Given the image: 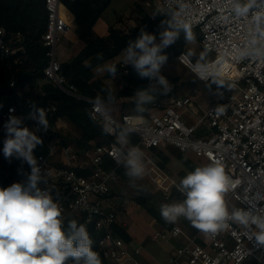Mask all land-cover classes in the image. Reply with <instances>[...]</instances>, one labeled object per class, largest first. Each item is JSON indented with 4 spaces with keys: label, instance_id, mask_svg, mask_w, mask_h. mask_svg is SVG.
Masks as SVG:
<instances>
[{
    "label": "built area",
    "instance_id": "obj_1",
    "mask_svg": "<svg viewBox=\"0 0 264 264\" xmlns=\"http://www.w3.org/2000/svg\"><path fill=\"white\" fill-rule=\"evenodd\" d=\"M182 3L185 14L180 18L199 32L202 47L215 54V58L207 63L213 68L216 64H227L233 70L229 78L213 70L225 85L202 114L194 107L193 94L173 97L167 103L154 101L156 111L142 119L111 111L119 124L129 123L136 129L132 134L139 141L132 143L129 140V144L123 146L115 135H109L116 141L110 145L92 143L84 150L63 143L59 119L55 123L49 121L55 107L45 108L49 123L47 131L35 120H27L29 129L41 137L43 144L40 146L46 150L38 154L34 149L38 165L42 173L47 169L52 173L47 185L39 186L42 190L47 189L59 202L65 219L72 214L84 217L87 224L101 232L99 250L113 264H143L137 260L140 248L115 234L118 210L107 201L112 185L117 181L116 169L122 164L117 160H122L121 154L133 146H138L144 154L143 178L167 198L178 192L176 185L180 181L161 167L156 149L174 147L182 153L191 151L209 163L214 159L222 160L235 185L226 196L230 211L233 205L253 214L264 209V56L237 58L238 50L245 49L252 39L255 25L251 19L259 9H251L247 17H236L231 0H182ZM161 4L165 7V0ZM45 9L47 30L41 37V44L47 49L45 80L62 92L90 103L92 99L82 95L63 73L58 56L60 42L76 28L75 16L62 0H45ZM180 56L187 54L183 52ZM9 60L18 67L25 64L26 37L22 32L0 27V64ZM180 61L186 65L183 59ZM10 88L13 93L8 96L0 130H5L10 116L17 117L20 104L26 106L31 101L27 97L33 89L31 84L20 83L14 78ZM219 108L224 111H218ZM180 110H192L195 122L185 121ZM109 161L115 165L112 171L107 169ZM30 172L31 169L9 183L1 181L0 188L26 182ZM168 233L183 241L169 256L168 264H264V246H258L254 238L249 240L245 229L231 222L226 230L215 236L199 230L192 235L174 224L170 229L156 232L152 239H166Z\"/></svg>",
    "mask_w": 264,
    "mask_h": 264
},
{
    "label": "clouds",
    "instance_id": "obj_2",
    "mask_svg": "<svg viewBox=\"0 0 264 264\" xmlns=\"http://www.w3.org/2000/svg\"><path fill=\"white\" fill-rule=\"evenodd\" d=\"M231 4L236 17H247L251 9H259L251 19L255 25L252 39L245 49L238 50L237 58L264 56V0H246L244 3L231 0ZM183 14L185 5L182 0H165V7L157 8L152 14L153 18L157 15L165 17L161 25L166 27L159 33V42L154 34L141 29L140 36L129 41L123 50V65H131L140 78L150 81L147 88L135 92L134 111L138 114L147 111L145 106L152 104L157 94L167 95L172 90L168 79L161 74V68L168 60L164 50L174 44L181 33L187 43L196 40L191 24L180 18ZM193 55L189 51L187 56L179 57L191 73L202 81L225 85L217 79L213 66L205 62L207 50L194 63L189 59ZM85 65L91 67L88 62ZM103 70L114 78L118 68L116 64L106 63ZM116 100L114 88L101 89L90 101L92 109L88 115L104 135H115L117 142L126 146L136 129L129 123L119 124L114 120L111 106ZM32 109L29 118L47 131L49 123L45 108H36L33 103ZM217 110L224 111L223 108ZM4 128L6 139L2 151L5 159L26 162L31 172L26 182L0 188V264H102L99 253L93 250V240L86 226L76 220L65 223L59 202L47 189L42 190L39 186L47 185L52 175L48 169L42 173L34 156V149L43 144L41 137L24 126L22 117L10 116ZM121 155L122 160L118 159L117 163L123 164L130 185L136 187V180L145 175L144 154L138 146H133ZM225 168L222 160L214 159L189 171L176 185L184 199L162 204L161 217L166 223H175L184 217L194 228L209 236L226 230L231 222L243 227L249 240L254 238L258 246H264V209L253 214L233 205L229 210L226 194L235 185Z\"/></svg>",
    "mask_w": 264,
    "mask_h": 264
},
{
    "label": "trees",
    "instance_id": "obj_3",
    "mask_svg": "<svg viewBox=\"0 0 264 264\" xmlns=\"http://www.w3.org/2000/svg\"><path fill=\"white\" fill-rule=\"evenodd\" d=\"M62 2L74 14L76 21V33L80 41L84 42L83 49L69 62L62 61V71L73 82L82 95L93 99L101 89L109 88L103 80L96 79L94 70L106 62L115 59L123 53L129 41H135L141 33V29L154 34L156 40L161 32L163 26L161 21L165 19L164 16L158 15L156 17L146 16L144 22L138 26L131 28L128 32H123L115 27H110L107 36H95L94 26L102 18L104 13L108 10L112 0H62ZM47 14L45 9V0H0V27L6 28L8 31L22 32L26 37L27 60L23 66H16L12 60L7 61L4 65L0 64V124L2 115L4 113L7 102L5 98L13 93L10 88V82L16 78L20 83H29L33 90H36L34 100H31L28 105L21 106V116L28 120L29 113L33 111L32 105L36 108L55 107L56 110L49 117V121L55 123L58 119L67 121L79 133L76 140V146L80 150L91 147L92 143L98 145H110L116 139L109 135H104L98 124H94L89 118L88 112L91 111V104L85 100H78L45 80L44 68L47 64L46 52L47 49L41 44V37L47 30ZM196 31V30H192ZM188 43L184 39V34H180V38L170 47L164 50V54L168 59L174 56H179L185 51ZM196 60H194L195 62ZM85 62H88L91 67H87ZM193 62V63H194ZM118 67V66H117ZM124 76L126 82V89L123 88L116 93L117 99L123 96H130L126 90L132 88L134 91L138 89L147 88L150 81L147 78H140L130 65L126 68ZM230 73L228 72V75ZM44 82V84H41ZM135 100V99H134ZM134 100L130 102L121 103V115L129 113L131 116L149 117V115L156 111L153 103L146 105L147 111L143 114H138L134 111ZM155 101V100H154ZM63 143L67 144V138L62 136ZM129 140L132 143H137L138 137L131 134ZM161 149H156L160 157L159 164L166 169L170 158ZM38 154L45 153V148L38 145L36 147ZM194 167V165L192 164ZM27 171L30 170L29 165L24 166ZM195 168V167H194ZM107 169L112 171L115 169L113 162L109 161ZM167 170V169H166ZM87 173V172H84ZM16 174L12 173V177ZM117 179L122 182H129V178L125 175V168L121 164L116 169ZM16 178V177H15ZM14 178L1 179L5 183H9ZM137 195L135 201L138 205L144 208L154 218L159 220L158 210L152 205L156 199L168 200L167 204H171L177 196H182L175 191L170 197H165L158 190H156L148 181L144 179L143 182L136 180ZM111 195V191L109 193ZM108 195V196H109ZM183 197V196H182ZM184 199V197H183ZM163 200V201H164ZM75 217V218H74ZM76 220L78 224H84L89 232L90 238L93 240V250L98 252L102 264H113L109 259L105 258L99 250L98 242L101 237V232L93 225L87 224L84 217L69 215L65 219ZM165 229H170L175 223H162ZM115 234L122 238L126 243H131L132 238L127 233V228L123 226H114ZM198 232L194 228L192 234Z\"/></svg>",
    "mask_w": 264,
    "mask_h": 264
},
{
    "label": "rangeland",
    "instance_id": "obj_4",
    "mask_svg": "<svg viewBox=\"0 0 264 264\" xmlns=\"http://www.w3.org/2000/svg\"><path fill=\"white\" fill-rule=\"evenodd\" d=\"M162 0H112L111 5L108 10V20H109V28L115 27L123 32H128L131 28L138 26L141 22H144L146 16H152L153 12L157 8H163L161 4ZM158 16V15H157ZM156 17V16H155ZM77 27V26H76ZM164 27L161 31L164 30ZM108 28V30H109ZM196 40L194 43H188L185 47V53L187 54L189 51H192L194 55L190 57V59L194 62V60L198 59L202 53L206 51L201 45V37L198 31H193ZM77 34V33H76ZM108 35V34H107ZM106 35V36H107ZM70 39V35L65 36L59 44L58 47V56L61 61L69 62L71 61L80 51L73 49L67 46L68 41ZM79 40V38H78ZM160 40V36L157 38V43ZM80 41V40H79ZM82 42V41H80ZM84 43V42H82ZM85 46V44H84ZM170 47V46H169ZM74 54L72 57L71 55ZM123 54V53H122ZM120 54L113 60L106 62L107 64H116L118 66L117 76L115 78H111L106 71L103 70L104 65L98 66L94 71L95 78L101 79L109 88H114L115 92H120L123 88L126 89V82L124 76L126 74V68H129L130 65H123V55ZM71 57V58H70ZM215 58V54L211 51L207 50V56L205 57V62L211 61ZM213 70L218 72L221 76L225 78H229L228 72L231 74V69L227 64H223L218 66L217 64L214 66ZM161 74L164 75L169 83L172 86V90L167 95L157 94L155 101L161 102H170L173 97H183L187 95H194L193 104L194 107L202 114L205 110L209 108V106L213 103L219 91H222L223 85H217L209 81L208 83H204L198 77L195 76L194 73H191L190 70L184 65L179 56L171 57L167 60L166 64L161 68ZM219 80V79H218ZM41 84H44L42 82ZM120 85V89L118 88ZM131 94L130 96H123L116 100V103L111 106L112 112H118L117 114L121 115V102L125 97H133L135 92L132 88L126 90ZM195 92V93H194ZM37 91L31 90L30 94H27L28 99L34 100ZM7 102V98H5V103ZM183 111V110H180ZM129 114V113H126ZM183 118L185 121L194 123L196 118L193 115L192 110L183 111ZM17 117H22L21 113L17 115ZM23 118V117H22ZM24 119V126L27 127V120ZM67 128L61 127L62 136L66 137L67 143L76 146V140L79 137V133L76 129H74L67 121ZM6 139V131L0 130V174L1 179L6 178H15L18 176H23L27 174L29 171L24 167L27 165L26 162L22 163L20 160L12 158L11 161L5 159L3 155V142ZM162 151L170 158V162L167 163L166 169L168 172L175 177L178 181H180L189 171H194L198 166L207 165L209 162L202 157H197L193 152L188 151L186 153L180 152L178 149L174 147L163 148ZM160 159V157H159ZM194 165V167L192 166ZM12 173L16 174L15 177H12ZM144 178H140L137 182H143ZM228 194V193H227ZM226 194V196H227ZM137 195V191L135 187H132L129 182H122L120 179L113 183L111 188V195L108 196L107 201L116 204V208L118 212H125L123 210V204L125 201H129L130 204L135 207V209L131 210V216L124 213L123 215L127 219V223L136 222L140 228L148 229L147 236L143 237L142 241H139L138 247L140 248V254L137 255V260L143 264H168V258L173 251H175L178 247H181L183 241L172 237L169 233L167 234L166 239L159 238L158 240L152 239L153 235L162 229L161 226H164L163 218L160 214V206L162 204H166L168 200L156 199L152 202V205L158 210V218H154L149 212H147L140 205L135 204V197ZM164 200V201H163ZM183 200L182 196H177L172 203L180 202ZM134 201V202H132ZM109 203V202H108ZM171 203V204H172ZM130 214V213H129ZM77 216V215H76ZM75 218V217H74ZM175 224L180 225L184 228L189 234H192V230L194 227L184 217L178 218ZM143 230V231H144ZM145 232V231H144ZM195 234V233H194ZM193 235V234H192Z\"/></svg>",
    "mask_w": 264,
    "mask_h": 264
},
{
    "label": "crops",
    "instance_id": "obj_5",
    "mask_svg": "<svg viewBox=\"0 0 264 264\" xmlns=\"http://www.w3.org/2000/svg\"><path fill=\"white\" fill-rule=\"evenodd\" d=\"M109 13V12H108ZM108 13L105 12L104 15L102 16V18L95 24L94 26V35L95 36H100V37H103V36H106L108 34V28H109V20H108ZM70 35V39L67 40L68 41V44L67 46L80 51L83 47H84V43L80 42L78 40V35L76 34V28L75 30H73L72 32H70L69 34H67V36ZM66 36V37H67ZM74 54L71 55V57L73 56ZM70 57V58H71ZM95 72V71H94ZM117 76V75H116ZM115 76V77H116ZM114 77V78H115ZM121 87H123L122 85H120L118 88L120 89ZM133 100V97H125L124 100H122L121 102H130ZM114 113H118L117 111L114 112ZM58 125H59V128L61 129L62 128H67V123L65 122V120L63 119H59V122H58ZM61 131V130H60ZM110 204H113L110 202V199L108 201ZM134 202V201H132ZM135 204H137L136 202H134ZM113 205H116V204H113ZM138 205V204H137ZM124 208L123 210H125L124 213L128 214L130 217H133L131 216V210L135 209V207H133L129 201H125L124 204L122 205ZM123 212H118V217H117V224L118 226H123V227H126L127 228V233L131 236L132 238V242L134 244H136L137 246H139L138 242L139 241H142L143 237L147 236L146 233H148L149 231V228L148 229H143V228H140L138 225H137V221L135 222H130V224L127 223V219L125 218V216L123 215L124 214ZM130 213V214H129ZM162 227V226H161ZM164 227H162L163 229ZM161 229V230H162ZM145 232H144V231Z\"/></svg>",
    "mask_w": 264,
    "mask_h": 264
},
{
    "label": "bare ground",
    "instance_id": "obj_6",
    "mask_svg": "<svg viewBox=\"0 0 264 264\" xmlns=\"http://www.w3.org/2000/svg\"><path fill=\"white\" fill-rule=\"evenodd\" d=\"M229 66V65H228ZM230 67V66H229ZM230 69H231V74H229V75H227L228 77H231L232 76V74H233V70H232V68L230 67Z\"/></svg>",
    "mask_w": 264,
    "mask_h": 264
},
{
    "label": "water",
    "instance_id": "obj_7",
    "mask_svg": "<svg viewBox=\"0 0 264 264\" xmlns=\"http://www.w3.org/2000/svg\"><path fill=\"white\" fill-rule=\"evenodd\" d=\"M27 127L29 128V122L27 121Z\"/></svg>",
    "mask_w": 264,
    "mask_h": 264
}]
</instances>
